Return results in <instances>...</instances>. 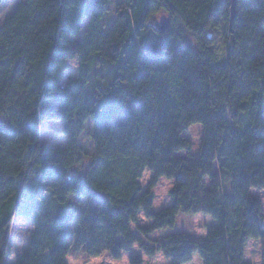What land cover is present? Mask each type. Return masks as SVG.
Returning a JSON list of instances; mask_svg holds the SVG:
<instances>
[{
  "label": "trees",
  "instance_id": "obj_1",
  "mask_svg": "<svg viewBox=\"0 0 264 264\" xmlns=\"http://www.w3.org/2000/svg\"><path fill=\"white\" fill-rule=\"evenodd\" d=\"M230 8V0H0V264L16 216L32 218L33 230L15 264H69L73 249L120 259L135 246L170 264L195 254L203 264H249L247 243L264 241L252 193L264 190V0L238 1L233 33ZM73 60L78 76L64 83ZM49 119L62 121L65 146L41 141ZM194 124L203 127L197 157L184 137ZM162 177L173 181L171 204L155 211ZM180 214L212 217L207 239L147 242ZM144 262L130 255V264Z\"/></svg>",
  "mask_w": 264,
  "mask_h": 264
},
{
  "label": "rangeland",
  "instance_id": "obj_2",
  "mask_svg": "<svg viewBox=\"0 0 264 264\" xmlns=\"http://www.w3.org/2000/svg\"><path fill=\"white\" fill-rule=\"evenodd\" d=\"M115 19V3L112 2L110 9L104 18L105 29L108 28ZM87 25V20L83 23V28ZM217 50L221 59L225 56L226 46L223 44L221 37L217 36ZM69 69L65 76L64 83L73 77L78 76L79 63L77 60H73L69 63ZM203 127L201 124H194L184 133V137L190 140L193 144L192 154L194 157L198 156V151L201 145ZM40 136L41 141L48 143L52 146L63 147L67 144V138L62 133V121L56 119H49L42 121L40 124ZM87 148H91L90 138L88 134L85 135ZM180 156H187L186 152H180ZM153 176V172L146 170L142 178L143 186L146 187L149 180ZM173 185V181L165 177H162L158 186L155 189L156 200L154 204L155 211H160L171 204L170 189ZM252 193L255 197L262 201V212L264 214V190L253 189ZM143 226L151 224L146 219L141 220ZM215 224L212 217L195 214L184 215L180 214L177 218V225L174 228L157 231L150 235L147 242L151 245L155 244V241H163L169 234L172 233H186L194 237L199 241H205L210 228ZM33 230L32 218H26L16 216L12 222V228L9 238V252L6 258L8 264H15L20 257L21 252L27 246L31 232ZM141 255L144 257V264H170V260H167L161 253H157L155 256H147L137 246L133 247L131 251H125L120 259L112 258L109 253H104L100 257L90 258L81 251L73 249L68 256L69 264H130V255ZM245 260L249 264H264V241L262 239H251L247 243L245 250ZM187 264H203L200 256L195 254L193 260Z\"/></svg>",
  "mask_w": 264,
  "mask_h": 264
},
{
  "label": "water",
  "instance_id": "obj_3",
  "mask_svg": "<svg viewBox=\"0 0 264 264\" xmlns=\"http://www.w3.org/2000/svg\"><path fill=\"white\" fill-rule=\"evenodd\" d=\"M230 32L233 33V25L237 17V3L239 0H230ZM170 25V18L166 15H163L159 21L156 22V26L160 32L164 33Z\"/></svg>",
  "mask_w": 264,
  "mask_h": 264
}]
</instances>
